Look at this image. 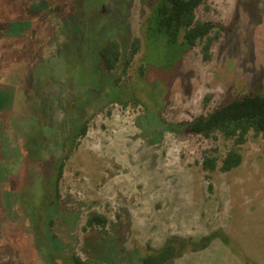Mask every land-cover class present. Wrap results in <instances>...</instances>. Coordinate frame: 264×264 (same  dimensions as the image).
<instances>
[{
    "label": "rangeland",
    "instance_id": "rangeland-1",
    "mask_svg": "<svg viewBox=\"0 0 264 264\" xmlns=\"http://www.w3.org/2000/svg\"><path fill=\"white\" fill-rule=\"evenodd\" d=\"M157 1L0 0V33L7 29L17 46L31 36L18 54L25 65L11 139H0L8 264H73L72 254L140 264L168 245L167 264H264V139L250 132L237 168L207 173L203 152L223 156L230 143L188 134L195 116L264 93V0L198 8L199 19L223 27L209 61L200 44L145 40ZM47 5L60 10L46 15ZM135 37L141 45L126 74L121 65L107 70L100 48L116 40L124 59ZM92 213L106 224L86 227Z\"/></svg>",
    "mask_w": 264,
    "mask_h": 264
},
{
    "label": "trees",
    "instance_id": "trees-1",
    "mask_svg": "<svg viewBox=\"0 0 264 264\" xmlns=\"http://www.w3.org/2000/svg\"><path fill=\"white\" fill-rule=\"evenodd\" d=\"M206 1L158 0L153 9L151 21L143 32L145 40L149 42L163 40L169 47L180 44L189 49L200 44L202 60L209 61L212 45L220 38L223 27L214 21L201 20L197 17L198 8L203 6L205 10L208 9ZM59 10L60 6L47 5L46 15ZM140 45L141 39L133 38L127 56L121 59L118 42L111 40L100 48L99 56L107 70L112 71L121 65V74L125 75L134 56L138 53ZM208 101L207 96L204 99V106L208 104ZM87 128L88 121L79 128L77 139L86 135ZM250 132H253L254 136H261L264 139V93L249 92L237 99L224 101L206 113L195 116L188 124L189 135L200 136L206 140L222 138L230 143L223 156L218 154L216 148L203 152L201 169L207 173H212L216 169L226 173L237 168L243 159L241 148L247 142ZM70 155V153L62 155L57 163L55 199L58 197V183L65 161ZM207 178L209 177L207 176ZM106 222L104 216L92 213L86 220V227H101ZM13 251L19 257V252L15 248ZM174 251V247L168 245L159 252L144 257L140 264H167L174 255ZM71 259L73 264H101L97 261L82 260L76 254H72Z\"/></svg>",
    "mask_w": 264,
    "mask_h": 264
},
{
    "label": "crops",
    "instance_id": "crops-1",
    "mask_svg": "<svg viewBox=\"0 0 264 264\" xmlns=\"http://www.w3.org/2000/svg\"><path fill=\"white\" fill-rule=\"evenodd\" d=\"M33 30H37V27L32 26L29 29L31 32ZM3 32L0 33V139L9 140L11 139L9 119L13 115L14 100L18 90L16 85L18 66L25 65V60H21L19 52L26 49V40L29 41L31 36L25 38V43L17 46L16 37L5 34L7 29H3ZM7 247L4 246V249ZM3 253L0 246V264H8L11 260L8 261L6 254L2 255Z\"/></svg>",
    "mask_w": 264,
    "mask_h": 264
}]
</instances>
